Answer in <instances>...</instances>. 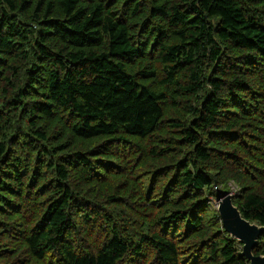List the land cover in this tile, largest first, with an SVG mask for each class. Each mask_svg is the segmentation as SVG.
I'll use <instances>...</instances> for the list:
<instances>
[{
    "label": "trees",
    "instance_id": "obj_1",
    "mask_svg": "<svg viewBox=\"0 0 264 264\" xmlns=\"http://www.w3.org/2000/svg\"><path fill=\"white\" fill-rule=\"evenodd\" d=\"M231 184L264 226V0H0V264H250Z\"/></svg>",
    "mask_w": 264,
    "mask_h": 264
},
{
    "label": "water",
    "instance_id": "obj_2",
    "mask_svg": "<svg viewBox=\"0 0 264 264\" xmlns=\"http://www.w3.org/2000/svg\"><path fill=\"white\" fill-rule=\"evenodd\" d=\"M218 211L225 231L243 245V256L250 264H264V255H255L254 250L264 235V226L247 220L234 203L231 192H220L218 195Z\"/></svg>",
    "mask_w": 264,
    "mask_h": 264
},
{
    "label": "rangeland",
    "instance_id": "obj_3",
    "mask_svg": "<svg viewBox=\"0 0 264 264\" xmlns=\"http://www.w3.org/2000/svg\"><path fill=\"white\" fill-rule=\"evenodd\" d=\"M231 189H232L233 196H237L238 188L235 185L231 184ZM212 202H213V207L218 208V200L213 199Z\"/></svg>",
    "mask_w": 264,
    "mask_h": 264
}]
</instances>
